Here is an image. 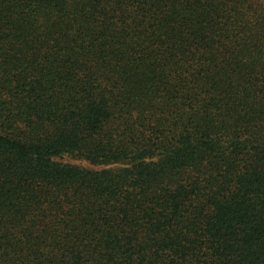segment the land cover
<instances>
[{"label": "trees", "instance_id": "obj_1", "mask_svg": "<svg viewBox=\"0 0 264 264\" xmlns=\"http://www.w3.org/2000/svg\"><path fill=\"white\" fill-rule=\"evenodd\" d=\"M0 264H264V0H0Z\"/></svg>", "mask_w": 264, "mask_h": 264}, {"label": "rangeland", "instance_id": "obj_2", "mask_svg": "<svg viewBox=\"0 0 264 264\" xmlns=\"http://www.w3.org/2000/svg\"><path fill=\"white\" fill-rule=\"evenodd\" d=\"M60 160H62V161H64V162L77 163V164H80V165H85V166H87V167H92V168H94L93 166H91V165H90L88 162H86V161L75 160V159H73V158H71V157H69V156H65V157H63V158L60 159Z\"/></svg>", "mask_w": 264, "mask_h": 264}]
</instances>
